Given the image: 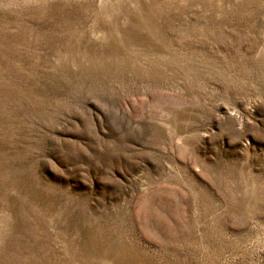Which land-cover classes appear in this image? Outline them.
Returning <instances> with one entry per match:
<instances>
[{"label":"rangeland","instance_id":"1","mask_svg":"<svg viewBox=\"0 0 264 264\" xmlns=\"http://www.w3.org/2000/svg\"><path fill=\"white\" fill-rule=\"evenodd\" d=\"M0 264H264V0H0Z\"/></svg>","mask_w":264,"mask_h":264}]
</instances>
